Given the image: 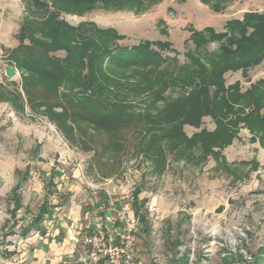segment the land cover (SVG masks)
<instances>
[{"label":"rangeland","instance_id":"1","mask_svg":"<svg viewBox=\"0 0 264 264\" xmlns=\"http://www.w3.org/2000/svg\"><path fill=\"white\" fill-rule=\"evenodd\" d=\"M231 1L222 3L224 6L229 2V6L236 4L238 15H241L242 9L263 7L260 0ZM169 2L177 4L171 0H145L138 6L98 3L90 9L59 14V18L72 26L93 23L100 28H114L124 35L123 39L113 41L117 45L132 46L143 39L167 40L175 50L158 49L163 57L174 58L158 68L147 66L134 70L103 63L90 86L73 89L83 97L80 106L87 109L92 118L71 120L59 126L57 119H61L58 114L61 109L53 105L59 103L72 109L73 98H66L67 91L60 85L52 90L46 84H43L44 87L38 86L28 80L26 88L29 87L37 97L47 99V104L52 105L47 110L33 106L25 93V72L15 67L12 58V52L18 48L19 30L25 17L30 14L32 1L0 0L1 181L10 186L15 182V168L29 169L22 194L25 201L29 198L32 206L29 210L18 211L16 218L19 224L23 219L30 220L35 213L36 205L42 200L39 192L35 194L36 190L47 185L51 171L56 173L53 180L54 185H59V190H56L62 194L58 199H51L60 205L67 202L64 201V197H68L65 193L69 185L74 184L73 180L91 198L89 206L93 205L107 216H110V200L130 203L133 197L144 204L156 196L162 218L159 223L161 242L154 245L150 233L151 222L144 220L143 227L137 233L139 260L145 256L141 264H264V222H255L264 216V182L261 180L258 186L253 185L255 172H251V182L246 181L250 172L247 164L256 163L257 158L256 148L248 138L239 135L237 130L232 147L224 146L217 149L215 155L203 156L198 145L184 140L176 146L164 140L161 145L154 146L153 152H146V145L140 139L146 126L162 121L161 114L175 109L176 99L194 89V84L185 80L178 82L173 77L190 72L194 81L198 83L200 80L199 74L202 72L193 64L192 57L207 69L261 57L258 63L248 67L225 70L223 77L227 86L239 81L240 92L257 80L264 79V55H261V51L248 48L232 53L228 49L224 51L221 48L223 44L215 41L196 46L193 39H188L193 30L190 18L178 9L171 10ZM198 2L208 7L211 18L216 19L214 23L223 31L228 17L227 11L223 12L225 7L215 11L211 4L202 0ZM190 5L199 19L205 21L206 15L192 8L197 3L192 1ZM39 14L35 11L34 17H39ZM82 31L83 35L92 36L89 24ZM204 36L209 40L207 34ZM24 42L27 44L28 40ZM54 54L60 57L64 55L63 51ZM9 63L17 71V75L11 79L4 75L3 69V65ZM179 67H182L180 73L177 71ZM213 90L210 87V91ZM7 93H18L19 100L12 101ZM239 103L236 106L246 104L244 101ZM249 110V107H244V112ZM50 112L58 115L52 119ZM261 113L264 114V108ZM201 121L199 127L184 124L181 129L185 136L191 138L201 128L211 130L215 127L210 116H203ZM238 126L239 129L247 128L242 122ZM243 157L250 159V162L243 164ZM224 158L232 162L229 164H234L233 181ZM260 172L264 174L262 169ZM2 204L0 245L1 242L5 243L8 236L14 235H4L13 230L3 229L2 225L10 214L8 202ZM62 207L60 211H64ZM101 221L108 225L105 218ZM84 234L75 235L79 245L78 254L85 250L81 242Z\"/></svg>","mask_w":264,"mask_h":264},{"label":"trees","instance_id":"2","mask_svg":"<svg viewBox=\"0 0 264 264\" xmlns=\"http://www.w3.org/2000/svg\"><path fill=\"white\" fill-rule=\"evenodd\" d=\"M31 1L30 14L25 17L19 30L17 36L19 44L17 50L12 52V58L15 67L19 68L22 73L25 72L23 75L25 76L23 78L25 93L33 106L43 107L46 110L50 108L47 99L37 97L29 87L26 88L28 80L38 86L44 87L43 84H46L52 90L56 85H60L67 91V94L63 93V95L66 98H73L72 109L59 103L53 105V107L61 109V112L58 113L61 119H57L59 126L65 125L71 120L92 118L89 116L88 110L80 106L83 97L73 89L90 86L92 78L101 70L103 63L117 64V67L120 68L140 70L147 66L158 68L174 59L163 57L158 50L169 48L170 51H175L167 40L143 39L132 46H121L113 41L123 39L124 35L119 34L114 28H100L93 23H80L72 26L59 18L61 12H79L90 9L98 3L138 6L145 0ZM223 1L227 0H202V2L211 4L215 11H220L225 7ZM35 11L40 13L39 17H34ZM86 24L92 28V36L83 35L82 30ZM204 34L208 35L209 40ZM26 39L28 40L27 44L24 42ZM188 39H193L196 46L205 44L207 41H215L223 44L221 48L224 51L228 49L233 53L252 48L261 51V55H264V9L262 11H247L241 18L227 20L223 31H215L211 27H204L201 30L193 29ZM58 51H63L64 55L62 57L55 55L54 53ZM191 60L193 64H196L200 73L202 72L199 74L201 78L197 83L191 78L190 72L186 75L179 74L173 77L178 82L185 80L186 83L194 84V89L186 96L176 99L177 101L174 102L176 108L168 109L166 114H161L162 121L145 127V132L140 136V139L146 145V152H153L154 146L161 145L164 140L171 141L175 146L184 140L189 144L198 145L202 156L215 155L214 148L220 149L233 140L240 122L254 136H257L261 145L264 146V114L261 113L264 108V79L257 80L248 89L240 92L239 81L227 86L223 77L225 70L248 67L252 63H258L261 57L255 60L224 63L226 65L214 66L211 69H207L196 58L192 57ZM181 68L177 69L179 73L182 72ZM243 75L245 74L243 73ZM260 84L262 86L258 88ZM210 87L214 90L210 91ZM7 94L12 98V101L19 100L18 93ZM242 100L246 104L236 106V104H240L239 102H243ZM244 107H249L250 110L244 112ZM58 114L50 112L49 115L54 119V115ZM203 116H210L213 119L214 129L210 131L201 128L193 133L191 138L185 136L181 129L182 126L190 124L199 127ZM19 186L20 181L16 184L15 189H18ZM138 204L141 203L137 200L133 203L134 210H137ZM35 220L36 218H33L26 229L32 226Z\"/></svg>","mask_w":264,"mask_h":264},{"label":"crops","instance_id":"3","mask_svg":"<svg viewBox=\"0 0 264 264\" xmlns=\"http://www.w3.org/2000/svg\"><path fill=\"white\" fill-rule=\"evenodd\" d=\"M171 1H176L177 4L175 5L169 2L168 7L171 10L176 11L178 9L183 13H186L187 17L191 20L190 24L193 29L200 30L204 27H211L215 31L221 30L217 23H214L216 19H212L211 15L208 13V7L201 2H198V0ZM192 1L197 3V6L193 5L192 8L195 7L196 11L206 15L205 21L199 19V15L197 16L194 11L191 10L190 2ZM235 1L236 0H232L231 2ZM260 1L263 3L262 8L254 6L251 9H242L240 13L241 15L237 14L239 11L238 6H236V4L229 6V2L223 9V12L227 11L228 13L225 22L232 18H241L243 13L247 11H262L264 9V0ZM21 110H24V108ZM238 130L239 135L247 137L251 144H253L254 148H256V163H249L250 159H247L246 157H243L242 160L244 161L243 164L249 163L247 164V167L250 172L247 175L246 181L251 182V172H255L256 175L253 179V185L258 186V183L261 182V180L264 182V174H261L260 172V169L264 171V146L261 145L259 138L252 135L247 128L244 127ZM236 140L238 141L237 138ZM234 143L235 138H233V140L226 146L232 147ZM217 149L218 148H214V151ZM216 158L221 159L218 157ZM223 160L227 163V171H229L230 178L233 181L234 164H229L232 162L227 158H224ZM257 171L259 172L257 173ZM55 175L56 173L53 171L49 172L48 176L50 180L47 185L43 189L36 190L35 194L39 192L42 195V200L36 205V211L31 216L30 220L23 219L21 224L18 223L19 220L16 218L18 211L20 209L29 210L30 206H32L29 202V198L25 201V197L22 194V187L28 179L29 169L28 167H25L23 170L15 168L13 171L15 182H12L10 186L2 182L0 178V204L3 202L6 204V202H8L7 205L10 214V217L2 226L3 229L13 230V232L4 233V235L7 237L8 234L14 233L13 237H7L5 243L1 242L0 264H76L81 253L78 254L79 245H77L75 235L91 231L98 218L102 220L103 218L106 219V217H108L106 213H100L97 208L93 207V205L89 206L91 198H89L88 194L83 193L79 189L80 185L75 180H73L74 184L69 185L67 189L68 192L65 193L68 197H64V201L67 200V202L63 205L53 202L51 197L58 199L62 196V194L57 191L59 190V185H54L55 181L53 180ZM18 181H20V186L18 189H15ZM61 206L64 207H62L64 211H60ZM33 218H36L35 222L32 226H29L26 229L27 225ZM252 220L255 219L252 218ZM255 222L263 224L264 216L262 220L257 219ZM111 226V224H108L106 227L107 229H110ZM144 257H141L139 264H141V260Z\"/></svg>","mask_w":264,"mask_h":264},{"label":"built area","instance_id":"4","mask_svg":"<svg viewBox=\"0 0 264 264\" xmlns=\"http://www.w3.org/2000/svg\"><path fill=\"white\" fill-rule=\"evenodd\" d=\"M116 203L110 200L108 208L110 216L106 217L111 228L102 223H95L93 229L81 237L84 252L78 257L76 264H139L138 229L143 227V219L150 223V233L154 245L160 240L162 218L159 216L158 200L152 196L144 204H138L134 210L133 203Z\"/></svg>","mask_w":264,"mask_h":264},{"label":"water","instance_id":"5","mask_svg":"<svg viewBox=\"0 0 264 264\" xmlns=\"http://www.w3.org/2000/svg\"><path fill=\"white\" fill-rule=\"evenodd\" d=\"M3 69H4V75L9 79L17 75L16 69L11 65L5 64L3 65Z\"/></svg>","mask_w":264,"mask_h":264}]
</instances>
